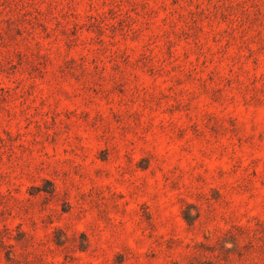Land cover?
Here are the masks:
<instances>
[{
    "label": "rangeland",
    "instance_id": "rangeland-1",
    "mask_svg": "<svg viewBox=\"0 0 264 264\" xmlns=\"http://www.w3.org/2000/svg\"><path fill=\"white\" fill-rule=\"evenodd\" d=\"M233 226L264 264V0H0V264H188Z\"/></svg>",
    "mask_w": 264,
    "mask_h": 264
},
{
    "label": "trees",
    "instance_id": "trees-1",
    "mask_svg": "<svg viewBox=\"0 0 264 264\" xmlns=\"http://www.w3.org/2000/svg\"><path fill=\"white\" fill-rule=\"evenodd\" d=\"M250 231L257 235L259 229L256 227L244 229L242 226H233L218 240V243L202 242L199 252L190 257L188 264H239L238 259H244L251 246L252 239L248 233Z\"/></svg>",
    "mask_w": 264,
    "mask_h": 264
}]
</instances>
